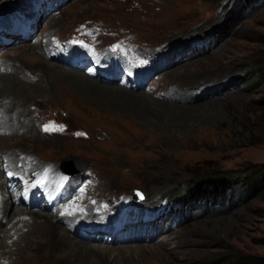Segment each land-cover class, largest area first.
<instances>
[{
  "label": "rangeland",
  "instance_id": "374dc122",
  "mask_svg": "<svg viewBox=\"0 0 264 264\" xmlns=\"http://www.w3.org/2000/svg\"><path fill=\"white\" fill-rule=\"evenodd\" d=\"M38 1L42 16L29 40L12 37L13 44L0 46V60L5 55V66L14 69L0 68V75L20 84L18 89L12 80L7 89L0 82V100L6 103L5 112L0 109V126L6 131L0 134V193L8 184L1 169L7 161L24 162L27 172L44 164L64 172L65 165L74 163L84 167L81 173L91 181L90 203L130 200L139 191L149 205L172 208L170 215L140 224L143 231L131 232L123 241L81 239L92 249L87 251L67 240L69 235L80 241L68 232V223L59 221V211L28 208L40 218H53L65 241L53 235L50 222L32 231L26 216H15L23 207L13 204L1 225L0 247L10 223L23 220L20 232L29 238L14 244V254L27 247L10 261L229 264L244 254L264 258V191L246 194L245 180L264 164V83L249 81L264 63V0ZM9 3L0 0V11ZM50 3L52 12L46 10ZM17 5L23 13L30 1ZM84 30L95 45L81 35ZM57 38L92 50L115 43L134 46L154 63L139 75L152 74L131 89L102 75L101 81L90 78L48 59L43 48L54 52ZM22 47L28 53H14ZM96 85L112 92L89 93L88 87ZM46 125L63 130L45 131ZM216 177L228 179V190L194 198L199 182ZM260 182L262 186L264 176ZM62 218L74 222L79 216Z\"/></svg>",
  "mask_w": 264,
  "mask_h": 264
},
{
  "label": "bare ground",
  "instance_id": "6f19581e",
  "mask_svg": "<svg viewBox=\"0 0 264 264\" xmlns=\"http://www.w3.org/2000/svg\"><path fill=\"white\" fill-rule=\"evenodd\" d=\"M13 1H15V0H13ZM19 1V0H18ZM18 4V3H17ZM23 39H20V41H22ZM29 40V39H28ZM24 44V43H23ZM35 49V48H34ZM26 50H28V49H25L24 47H22V48H20L19 50L18 49H15L14 50V53L16 54L17 53V51H23V53H24V55L26 54V53H28ZM13 55V54H12ZM6 56L4 55L3 56V58L0 60V68L1 69H3V68H8V69H12V71L14 70L13 68H12V66L11 65H8V66H5L6 64H8V62H7V60H4V58H5ZM108 65H110L109 63H107L106 64V66H108ZM48 68V67H47ZM12 80L14 81V87H17L18 85V83H17V81H16V79H15V77H11L10 75L9 76H7L6 74H2V75H0V82H5L7 85H6V88L7 89H9L10 87H9V83H12ZM81 82H83V81H81ZM88 83V82H87ZM22 86V85H21ZM18 87H20V84H19V86ZM17 87V88H18ZM24 87H25V85H24ZM80 87V86H79ZM17 88H14V90L16 89L17 90ZM89 89H88V91H89V93H91V92H93V93H95V91H100V92H103V93H105V94H108V93H111L112 92V88L111 89H105L104 87H100V86H91V87H88ZM19 89V88H18ZM23 90V89H22ZM18 91V90H17ZM20 91V90H19ZM116 92V91H115ZM114 93V92H113ZM120 93V92H119ZM5 106H6V103L5 102H3V100H0V109L2 108V109H4V112H5ZM0 113H1V111H0ZM17 114V112L15 113V115ZM13 118H11V120H12ZM3 131V128L0 126V134H1V132ZM72 164V163H71ZM71 164H68V165H71ZM40 167H45L44 165H40ZM64 167H67V165H65ZM64 169V168H63ZM24 172H27V171H24ZM64 172H65V170H64ZM52 176H53V174H52ZM0 185H2V183H0ZM8 197L9 195H6V193H0V234H2V231H1V225L2 224H4V222H5V219H6V214L8 213V210H9V208H10V206H12L13 204H15L16 205V203L14 202V200L10 197L9 199L8 198H6V197ZM16 211H17V214H15V216L16 217H19V216H26L27 218V220H29V221H31V223H32V231H33V229L34 228H37V229H39L40 227H42L43 225H45V224H47L48 222H50L51 223V225L50 224H48L49 226H50V228L49 229H52V230H54V232H53V235H55V237L57 238V239H59V240H61V241H65V240H63L62 238H64L65 236L60 232V230H59V228H58V225L59 224H56V222L53 220V218H51L50 216H48V215H44V217L43 218H40V216L42 215V214H34V213H31V211L29 210L28 211V207L26 208L25 207V209H16ZM25 211H27V212H25ZM60 212V211H59ZM39 213H41V212H39ZM16 217H13L14 218V220H15V218ZM12 218V219H13ZM45 218V219H44ZM33 219H34V221H33ZM21 220V219H20ZM15 221H17V220H15ZM11 222H12V220H11ZM25 224V222L23 221V220H21L20 221V223L19 222H14V223H10V225H8L7 224V226H6V230L3 232V237H4V240H5V243H3L2 245H1V247H0V264H15V262L14 261H10V259H11V257L13 256V255H20V253H22L23 251H24V248H26L27 247V245H24V247H22L21 248V252L20 251H18L17 249L15 250V254L13 253V247L15 248V245L14 244H17V243H21L22 245L23 244H25V242L26 241H28V240H26V237H28V234H22L21 232H20V230H22V225H24ZM60 226V225H59ZM33 236V235H32ZM68 237V239L67 240H72L73 241V243H74V245H75V247L76 248H78V249H80L81 247H83V248H85V250H87V251H91L92 249L91 248H89V247H87V246H83L82 244H84L85 242L84 241H82V240H80V241H77V240H74L73 238H71V236H69V235H67ZM29 238V237H28ZM12 240V243L13 244H9V242ZM26 240V241H25ZM25 241V242H24ZM66 242H68V241H66ZM27 243V242H26ZM69 243V242H68ZM36 248V247H35ZM77 249V250H78ZM96 249V248H95ZM96 250H98V249H96ZM94 252V251H93ZM22 255V254H21Z\"/></svg>",
  "mask_w": 264,
  "mask_h": 264
},
{
  "label": "trees",
  "instance_id": "16d2710c",
  "mask_svg": "<svg viewBox=\"0 0 264 264\" xmlns=\"http://www.w3.org/2000/svg\"><path fill=\"white\" fill-rule=\"evenodd\" d=\"M253 77L249 80L250 82L253 81V79L257 80L258 84L264 83V63L262 66H259L253 70ZM261 167V168H260ZM258 167L259 169L253 170L250 172L248 176L245 177L246 180V187L248 195H257L263 192L264 184L261 186L260 177L264 176V164L263 166ZM207 186H209V189H207ZM230 187V184H228V179L222 178V177H216L212 180H208V182H204L197 186V188L194 191V198H200V197H211L215 195H220L222 192L228 190ZM211 193V196H209ZM264 244V239H263ZM229 264H264V258L254 256L253 254H244L240 255L238 257H234L233 260Z\"/></svg>",
  "mask_w": 264,
  "mask_h": 264
},
{
  "label": "snow or ice",
  "instance_id": "6c2138e0",
  "mask_svg": "<svg viewBox=\"0 0 264 264\" xmlns=\"http://www.w3.org/2000/svg\"><path fill=\"white\" fill-rule=\"evenodd\" d=\"M45 131H62L63 126H55V125H46ZM77 135H82V133H77Z\"/></svg>",
  "mask_w": 264,
  "mask_h": 264
},
{
  "label": "water",
  "instance_id": "95a60500",
  "mask_svg": "<svg viewBox=\"0 0 264 264\" xmlns=\"http://www.w3.org/2000/svg\"><path fill=\"white\" fill-rule=\"evenodd\" d=\"M65 170V173L71 174L72 170L70 169L69 165L67 167H63Z\"/></svg>",
  "mask_w": 264,
  "mask_h": 264
}]
</instances>
